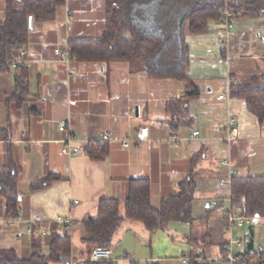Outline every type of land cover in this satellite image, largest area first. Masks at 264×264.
<instances>
[{
	"label": "crops",
	"instance_id": "crops-1",
	"mask_svg": "<svg viewBox=\"0 0 264 264\" xmlns=\"http://www.w3.org/2000/svg\"><path fill=\"white\" fill-rule=\"evenodd\" d=\"M5 18L6 4L0 0V22ZM209 28L208 33L185 35L187 77L198 87L200 96L190 101V125L174 134L167 106L185 96V83L132 73L127 62L105 66L73 58L66 67L58 61L55 49L65 50L71 40L103 36L106 0L69 1L58 9L54 21L33 23L25 48L29 102L21 109H12L9 122L7 101L14 87L7 84V76L0 77V129L9 131V139L0 140V164L9 163V155L16 164L21 195L18 211L22 217L19 226L0 233V250L13 249L19 257L28 258L34 252L35 238L28 228L45 227L64 217L74 224L59 228L79 243L70 262L79 261L87 252L82 223L97 217L101 200L118 199L123 205L129 181L149 178L152 202L159 207L165 199L180 194V185L193 173L200 184L193 207L197 216L192 225L173 222L166 229L185 226L187 230V252L177 257V264H183L182 260L192 253L217 258L212 256L217 249L222 254L229 238L225 221L218 211H206L204 203L227 191L219 186L220 179L229 174L223 163L230 161L237 176H264V124H259L245 100L230 97L233 84L253 76L264 79V15L236 19L227 45L222 43L224 26L212 21ZM62 122L68 124L64 133L59 131ZM141 128H148L149 136L140 147L124 149L120 142L102 141L106 134L135 139ZM195 132L199 136H194ZM69 135L81 147L79 155L62 153ZM173 137L177 146L172 145ZM93 142L108 145L109 154L103 160L92 159L87 153ZM198 155L202 158L194 163ZM50 176L60 180L46 189L31 191L33 182ZM8 217L6 200L0 197V219ZM197 221L204 224L194 226ZM244 230L241 237L249 249L264 248L257 239V233L264 230V220ZM237 231L233 232L235 236ZM196 232H202L200 248L192 239ZM110 248L116 264H173L162 256L161 248L150 241L140 223L126 221ZM45 249L48 251L43 247V253Z\"/></svg>",
	"mask_w": 264,
	"mask_h": 264
},
{
	"label": "trees",
	"instance_id": "trees-1",
	"mask_svg": "<svg viewBox=\"0 0 264 264\" xmlns=\"http://www.w3.org/2000/svg\"><path fill=\"white\" fill-rule=\"evenodd\" d=\"M6 18L0 22V73L12 69L10 63L25 49L30 40L29 19L41 25L56 19L57 11L65 0H4ZM229 6L235 12L258 17L264 15V0H106V29L96 40H71L73 58L81 63L127 62L132 73L144 72L150 79L174 80L186 84L187 93L181 100L168 103L170 127L174 134L190 125L189 104L200 95L198 87L187 77L189 51L185 35H199L210 31L212 21L223 18ZM29 73L25 66L16 70L14 88L7 101V120L12 109H21L29 102ZM232 99L246 101L248 110L264 124V79L246 78L230 89ZM9 131L0 129V140H8ZM87 153L92 159L103 160L109 147L102 142L90 143ZM12 156V155H11ZM202 158L198 155L193 162ZM59 177L50 176L31 184V191L46 189ZM19 172L13 157L0 164V197L6 200L8 216L19 213ZM199 181L192 173L180 185V194L165 199L159 207L152 202V184L149 178L129 181L128 197L122 205L118 199L99 202L96 218L82 223V242L87 246L83 264H114L108 261L91 262L93 250L98 246L111 247L114 236L126 221L144 226L152 241L158 231H165L170 223L194 222L193 205L197 199ZM233 207L248 217L264 220V176H236L232 182ZM40 226H35L37 230ZM65 228V227H63ZM225 246V245H224ZM34 252L28 258L19 257L13 249L0 250V264H52L69 263L74 254L72 238L57 225L43 238L33 239ZM47 247L48 254L43 253ZM224 250V247H223ZM223 253V251H222ZM198 254L192 253L191 264Z\"/></svg>",
	"mask_w": 264,
	"mask_h": 264
},
{
	"label": "built area",
	"instance_id": "built-area-1",
	"mask_svg": "<svg viewBox=\"0 0 264 264\" xmlns=\"http://www.w3.org/2000/svg\"><path fill=\"white\" fill-rule=\"evenodd\" d=\"M75 0H65V3ZM243 15L242 12H235L229 6L223 11V18L218 21V24L224 26V32L222 33V43L224 45L228 44L229 36L235 29V21ZM68 19H71V16L68 14ZM33 30V29H31ZM55 55L58 58V61L69 67L71 61L73 60L72 49L68 46L65 50L60 48L55 49ZM28 61L26 60L25 49H21L18 52V57L13 59L10 63L12 70H17L21 66H27ZM223 99L224 96L219 97ZM233 122L231 126H233ZM68 127L66 122L59 124L60 133H64ZM199 132H195L194 136H199ZM149 129L141 128L137 133L135 139L129 137L125 139L112 138L109 134H106L102 137L104 142H120L124 149H128L132 146L140 147L143 142L148 139ZM174 146H177V138L173 137L172 139ZM81 147L75 144V139L69 135L65 140V146L62 150V153L68 156H76L81 153ZM229 169V174L227 177L220 179L219 186L226 189L227 191H221L219 195L214 200H209L204 203V209L206 211H218L225 221L227 232L229 233V238L225 243L223 253L217 258H209L204 255L198 254L196 258V264H264V248H252L249 249L246 245L245 240L242 237H237L233 234L234 230H243L246 228L252 227L260 219L256 217H248L245 214L241 213L233 207L232 203V182L233 179L237 176L236 171L233 169V165L230 161H225L223 163ZM77 203V202H76ZM22 223V217L20 213L10 216L5 219H0V233L3 230L11 229L19 226ZM55 224L58 227H71L74 222L70 218L57 217L53 223H48L47 226L40 227L37 230H34L33 227L28 228V233L35 238H43L47 236L50 232L51 225ZM112 249L110 247L98 246L96 247L89 260L91 262H102L108 261L116 264V260L112 258ZM183 264H191L189 257H186L182 260ZM70 264H74L71 262Z\"/></svg>",
	"mask_w": 264,
	"mask_h": 264
},
{
	"label": "rangeland",
	"instance_id": "rangeland-1",
	"mask_svg": "<svg viewBox=\"0 0 264 264\" xmlns=\"http://www.w3.org/2000/svg\"><path fill=\"white\" fill-rule=\"evenodd\" d=\"M15 74H16V71L15 70H11L10 72L6 73V74H3V73H0V77L1 76H7V80H8V85L10 87H14V77H15ZM1 87V85H0ZM2 106H0L1 108ZM4 110V108L2 109ZM194 207V205H193ZM197 210L194 211L195 215L197 216ZM193 215V216H195ZM202 223L204 224L203 221H197L196 223H194V226L197 225V223ZM198 223V224H199ZM180 225V224H178ZM182 225V224H181ZM186 228L185 226H179V228L177 229H174L172 227H169L168 230H165V231H158L160 233H156L153 238H152V241H156L157 242V245L161 248V254L162 256L168 258V261L173 263V264H177L179 262L176 261L177 257H180L182 256V253L183 252H187V246L185 245L184 243V240L185 238L187 237V230H184L183 229ZM181 228V230H180ZM245 230H238L237 231V236L241 237L242 236V233L244 232ZM83 232V231H82ZM210 238L213 239V237L211 236ZM210 238H207L206 240V244L209 243V240ZM192 239L194 240V242H197L199 244L198 248H200V243H201V240H202V232H196L192 235ZM257 239H258V242L260 243H263L264 244V230H261L259 233H257ZM79 245L78 241L76 240V238L73 239V246L74 248H76L77 246ZM192 248L195 247V245H191ZM149 249V248H148ZM150 251V249H149ZM216 252H213V255L212 256H220L221 253L219 252V250L217 251V249H215ZM147 251H145L146 253ZM44 253L45 254H48V251L45 249L44 250ZM142 254V252H141ZM139 257V256H138ZM88 258L85 256L83 257L81 260L77 261V260H73L72 262H74V264H83ZM116 260V259H115ZM118 261V260H116ZM174 261V262H173ZM140 262V261H139ZM71 263V262H70ZM69 263V264H70ZM138 263V262H136ZM139 264V263H138ZM140 264H144L143 262H141ZM149 264H153L152 262H149Z\"/></svg>",
	"mask_w": 264,
	"mask_h": 264
},
{
	"label": "water",
	"instance_id": "water-1",
	"mask_svg": "<svg viewBox=\"0 0 264 264\" xmlns=\"http://www.w3.org/2000/svg\"><path fill=\"white\" fill-rule=\"evenodd\" d=\"M29 25H30V28L33 27V19L32 18L29 19ZM137 115H138V109H137Z\"/></svg>",
	"mask_w": 264,
	"mask_h": 264
}]
</instances>
